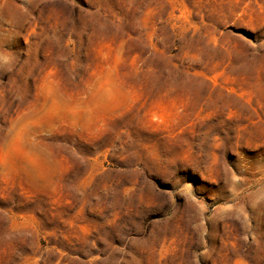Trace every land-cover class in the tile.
Here are the masks:
<instances>
[{"label": "rangeland", "instance_id": "374dc122", "mask_svg": "<svg viewBox=\"0 0 264 264\" xmlns=\"http://www.w3.org/2000/svg\"><path fill=\"white\" fill-rule=\"evenodd\" d=\"M0 264H264V0H0Z\"/></svg>", "mask_w": 264, "mask_h": 264}]
</instances>
